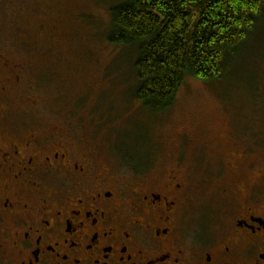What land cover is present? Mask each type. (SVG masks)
<instances>
[{
  "label": "rangeland",
  "instance_id": "374dc122",
  "mask_svg": "<svg viewBox=\"0 0 264 264\" xmlns=\"http://www.w3.org/2000/svg\"><path fill=\"white\" fill-rule=\"evenodd\" d=\"M121 1L0 0V143L69 132L107 173L148 161L143 183L176 170L182 222L215 227L230 215L225 192L240 198L264 179V29L223 81L187 78L172 107L153 114L135 97L134 48L107 42Z\"/></svg>",
  "mask_w": 264,
  "mask_h": 264
},
{
  "label": "flooded vegetation",
  "instance_id": "af4514ba",
  "mask_svg": "<svg viewBox=\"0 0 264 264\" xmlns=\"http://www.w3.org/2000/svg\"><path fill=\"white\" fill-rule=\"evenodd\" d=\"M68 134L0 143V264H264V179L225 192L229 218L198 232L176 170L137 183L150 162L107 173Z\"/></svg>",
  "mask_w": 264,
  "mask_h": 264
},
{
  "label": "trees",
  "instance_id": "16d2710c",
  "mask_svg": "<svg viewBox=\"0 0 264 264\" xmlns=\"http://www.w3.org/2000/svg\"><path fill=\"white\" fill-rule=\"evenodd\" d=\"M107 42L134 48L135 97L153 114L172 107L187 78L223 81L264 29V0H122Z\"/></svg>",
  "mask_w": 264,
  "mask_h": 264
}]
</instances>
